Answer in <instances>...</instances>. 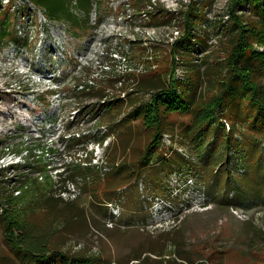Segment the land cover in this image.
<instances>
[{"label":"rangeland","instance_id":"rangeland-1","mask_svg":"<svg viewBox=\"0 0 264 264\" xmlns=\"http://www.w3.org/2000/svg\"><path fill=\"white\" fill-rule=\"evenodd\" d=\"M146 1L99 0L92 29L76 34L28 0H0V264H26L30 246L65 256L49 264H264V204L224 205L221 187L178 169L176 153H189L179 135L162 136L167 162L135 173L152 139L134 110L171 80L207 102L238 34L232 0ZM194 9L200 34L181 40ZM73 136L90 169L70 180L57 173Z\"/></svg>","mask_w":264,"mask_h":264},{"label":"trees","instance_id":"trees-1","mask_svg":"<svg viewBox=\"0 0 264 264\" xmlns=\"http://www.w3.org/2000/svg\"><path fill=\"white\" fill-rule=\"evenodd\" d=\"M28 2L41 10L46 19L66 24L76 34L88 33L92 29L91 15L99 4V0ZM146 2L150 4L149 0ZM243 8L248 9L251 16L247 24L235 15L238 9ZM197 12L194 9L191 15L195 18L191 19L190 12L183 14L187 22L181 40L186 41L200 34V28L194 26L202 23ZM229 14L232 22L230 29L235 26L238 31L227 62L231 73L218 83L217 94L207 102L199 100L197 103L195 83L189 88H177L175 81L171 80L172 83L166 87H154L158 92L134 110L151 132L152 139L134 168L137 173L139 169L154 167L158 161L167 162L168 159L163 158L160 152L162 136L167 133L177 134L190 153L187 151L188 158L176 153L178 169L184 168L191 176L198 175L209 188L214 186L219 190L221 187V195L217 200L238 208L244 202L264 204V86L256 81L257 76L264 77V0H232ZM175 45L176 53L180 52L183 46L179 49V41ZM174 114H186L190 118L187 123H180L176 127L168 121ZM71 123L67 122V127ZM69 138L67 143L77 146L81 144L83 136L79 139L74 136ZM68 156L71 159V155ZM87 156L80 159L81 162H89ZM166 165L169 166V163ZM88 169V166L78 169L75 177L80 178L82 172ZM151 172L155 175L153 170ZM71 175L70 180H74L75 177ZM147 178L155 180L153 175ZM30 248L34 247L30 246L22 253L27 258L26 264H49L50 260L55 262L59 258L62 262L65 258L62 254L33 252ZM77 259L67 257L66 263L62 264H78Z\"/></svg>","mask_w":264,"mask_h":264},{"label":"bare ground","instance_id":"bare-ground-1","mask_svg":"<svg viewBox=\"0 0 264 264\" xmlns=\"http://www.w3.org/2000/svg\"><path fill=\"white\" fill-rule=\"evenodd\" d=\"M67 127V126H66ZM72 138V137H71ZM60 139L62 140L63 139V136H61L60 137ZM74 148H75V146H73L72 147V149H71V151H69L70 152V155H71V160H69L68 162H66V163H64L63 164V167L65 166V167H67V171L66 170H63V171H60V172H58L57 174V176L58 177H62L63 175H65V174H67V172H70V170H72V178H74L75 177V175H76V171L78 170V169H80V168H82L83 167V165L80 163L81 162V160L80 159H84L85 158V156L84 155H82V154H80V151H82L83 150V148L84 147H81V145H78L77 147H76V149L74 150ZM46 149H47V147H42L41 146V149H39V147L37 148V150L38 151H43V153H42V157H39L40 158V160L41 159H44V157H45V155H46ZM30 150V149H29ZM48 151H53V152H58V153H60L61 151H60V149H57V148H55V147H48ZM64 151V150H63ZM65 153H69L67 150H65L64 151ZM79 154V155H78ZM69 155V154H68ZM67 155V156H68ZM53 157H55V156H53ZM69 157V156H68ZM88 157V156H87ZM55 158H57V156L55 157ZM25 160H28V156H25ZM20 166V164H16L14 167H19ZM70 166V168H68ZM77 174H78V172H77ZM22 176V179L23 178H28L29 177V173L27 172V173H25V174H22L21 175ZM76 178V177H75ZM22 179H19L17 182H19L20 180H22Z\"/></svg>","mask_w":264,"mask_h":264}]
</instances>
